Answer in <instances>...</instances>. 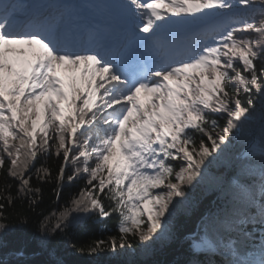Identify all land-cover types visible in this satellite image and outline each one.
I'll return each instance as SVG.
<instances>
[{"label": "snow or ice", "instance_id": "obj_1", "mask_svg": "<svg viewBox=\"0 0 264 264\" xmlns=\"http://www.w3.org/2000/svg\"><path fill=\"white\" fill-rule=\"evenodd\" d=\"M234 142L217 202L181 238L183 264H264V0H0V169L30 206L40 156L62 157L58 198L69 164V181L87 177L32 232L0 204V244L17 233L21 257L3 264L54 255L51 236L113 213L119 244L88 254L129 237L149 249Z\"/></svg>", "mask_w": 264, "mask_h": 264}, {"label": "trees", "instance_id": "obj_2", "mask_svg": "<svg viewBox=\"0 0 264 264\" xmlns=\"http://www.w3.org/2000/svg\"><path fill=\"white\" fill-rule=\"evenodd\" d=\"M255 130H258V126ZM240 143L234 142L225 151L223 158L208 166L203 179L186 189L188 200L173 209L170 235L156 242L149 249L145 250L138 240L129 237L130 247L117 248L115 251L104 247L98 254L89 255L87 249L98 240L107 242L115 236L119 244V233L116 230L118 216L113 213L108 218L87 217L74 225L71 231L65 230L51 236L49 246L55 250L54 255L50 256L47 252L38 251L23 259L30 261L31 264H46L48 261H52L53 264L57 262L58 264H183L188 256L186 247L181 243V238L195 230L201 214L217 202L224 180L231 174V162L239 150ZM62 162V157L52 155L50 157L40 156L35 163L31 183L34 188H40V198L34 206H30L28 197L17 196L18 182L7 177V168L0 169V197L10 193L15 199V203L9 206L5 199L0 198V204L5 205L4 214L8 217L10 224L16 223L17 214L26 215L32 221L28 232L35 231L40 217L58 212L72 196L79 194L85 186L87 177H74L72 181H69L68 176L73 173L72 165L69 164L63 177L59 198L57 197L56 178ZM40 167L50 170L49 181L44 182L37 179L35 169ZM104 203L107 206L108 201L105 200ZM3 239L4 243L0 244V264H3L5 260L11 262L20 259L21 257L14 256L10 251L19 242L18 234L9 233ZM79 249H85V251L81 253Z\"/></svg>", "mask_w": 264, "mask_h": 264}]
</instances>
